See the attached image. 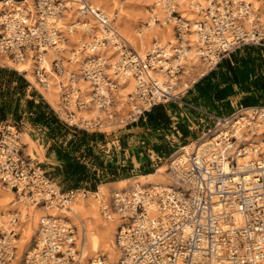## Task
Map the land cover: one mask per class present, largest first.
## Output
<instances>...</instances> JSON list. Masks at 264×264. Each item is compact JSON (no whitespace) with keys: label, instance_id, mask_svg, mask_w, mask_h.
Returning a JSON list of instances; mask_svg holds the SVG:
<instances>
[{"label":"built area","instance_id":"2783aa9c","mask_svg":"<svg viewBox=\"0 0 264 264\" xmlns=\"http://www.w3.org/2000/svg\"><path fill=\"white\" fill-rule=\"evenodd\" d=\"M1 1L0 54L14 62L31 61L35 81L44 88L52 74L67 80V85L58 83L64 113L56 114H64L69 127L103 135L102 152L119 166L114 173L99 172L98 179L120 174L125 167L121 157L126 160L133 152L138 168L166 163L172 180L171 185H136L101 197V216L121 221L116 261L101 251L81 259L85 227L80 232L70 217L48 215L38 222L21 264H264V104L247 94L249 105L242 100L226 113V98L219 97L224 88L219 87V66L245 48L264 49V22L252 3L203 0L198 19L189 20L176 1L157 0L165 23L174 22L177 44L168 49L154 43L141 57L121 40L115 17L108 19L90 0H32L31 10L26 0ZM71 9L100 26L80 20L64 25L62 17ZM193 29L194 48L187 41ZM77 32L83 36L78 49L65 48ZM111 44L124 50L114 63L102 54ZM49 51L50 72L42 66ZM80 51L88 53L83 66L68 70L64 62L71 63ZM79 79L94 86L93 102L104 118L77 121L75 109L87 105L75 87ZM128 79L133 89L127 107L119 111L114 93ZM245 85L243 80L238 84L240 89ZM19 135L11 121L0 123V185L17 199L63 211L70 209L76 192L97 194L98 185L94 191H63L25 154ZM186 146L191 153L181 151ZM19 223L18 211L0 216V264L18 259Z\"/></svg>","mask_w":264,"mask_h":264},{"label":"bare ground","instance_id":"6f19581e","mask_svg":"<svg viewBox=\"0 0 264 264\" xmlns=\"http://www.w3.org/2000/svg\"><path fill=\"white\" fill-rule=\"evenodd\" d=\"M15 5L17 0H11ZM179 4L178 10L182 13L183 18H188L189 20L198 19L196 15L197 12L200 11V5H204L203 0H174V2ZM252 3V10L259 15V19H264V2L258 0H247ZM28 8L31 10L32 0H26ZM94 4H98L102 9H105L106 17L110 19L112 16L111 12L117 10L119 4H117L116 0H93ZM24 3V2H23ZM91 6L95 9L103 11L98 5H93L90 1ZM145 6L143 8L142 17L143 20L147 18V26H137L139 25V21L136 23H128L126 20L120 16L115 20V27L118 31L121 40L126 43L128 47H131L135 50L141 57H144L147 53H149L153 47L154 43H157L161 46H165L168 49L175 48L177 44L176 40H172L170 38L171 33L173 32V27L170 23H165V17L163 19H159L160 16L165 15V11L157 3V0H146ZM74 7H76L74 5ZM145 7H151L152 12H149ZM0 11H3V4L0 0ZM120 13L123 14L122 7L119 8ZM104 12V11H103ZM109 15V16H108ZM121 15V14H120ZM150 15V17H149ZM111 16V17H110ZM148 16V17H147ZM114 18V17H112ZM87 23L86 25L89 27H98V25L91 17L80 18L79 14L75 9H71L64 13L61 22L64 25H69L73 22ZM155 21H160L161 23H157ZM173 21V20H172ZM264 21V20H263ZM263 23V22H262ZM174 24V23H173ZM120 31V32H119ZM195 30H192V35L188 38L190 42L189 47L195 46L196 35ZM121 33V34H120ZM83 36L81 34L74 33L69 36V40L66 43L65 48L71 49L73 47L77 48ZM166 40V41H165ZM169 40V41H168ZM166 42L164 45L162 42ZM120 43V42H119ZM122 43V42H121ZM78 49V48H77ZM78 51V50H77ZM123 49L119 45L111 44L109 47L102 50V54L110 57L112 63L116 62L120 59ZM69 51H67V54ZM50 55L51 51L48 52L47 57L45 59V63H42L47 71L50 72ZM88 57L87 52H78V55L73 57L71 63L64 62L66 68L70 71H79L81 66H83L85 59ZM188 57L191 60L194 58V50H190L188 52ZM0 62L2 64H6L7 66L13 67L18 70L19 73H24L26 79L31 85H35L36 90L43 96V98L53 107L54 110H60L61 103V93L60 87L58 83L63 81L64 85H67V80L62 79L61 77H56L54 74L50 78L47 79L48 84L44 88L41 85L36 83L35 76L32 74L33 66L32 62L26 60L24 62H14L10 58L6 57L3 54H0ZM78 65L77 69H71L70 65ZM195 64V63H194ZM197 68H199V64ZM195 70V69H194ZM193 70V71H194ZM54 76V77H53ZM60 79V81H56ZM78 84L75 87H79L81 89V96L87 102V105L83 108L76 110V118L77 121H92L93 119H98L99 117L104 118V112L100 110L95 103L93 102L92 93L95 91L94 86L90 85L87 82L79 79ZM133 80L128 79L126 82L119 86L118 90L114 93V98L117 103V109L119 111L125 109L127 107V101L129 99V95L133 89ZM59 88V90H58ZM62 113H64V110ZM61 118L65 119L64 114L59 115ZM19 138L22 144L27 145V155L32 158L35 154L39 155L41 159L44 158L42 150L39 146L31 139L29 135H24L21 133ZM182 152L186 151L187 153H191L190 146H186L181 150ZM168 167L166 163L160 165L156 171L148 173V174H140L134 177L108 182L101 183L98 185V192L95 194L91 192L86 196H83L80 192H76L72 203L70 205V209L61 211L55 205H52L48 208H42L39 206H35L30 202L19 200L16 198V195L10 189L4 188L0 185V216L8 215L12 211L20 212V223L16 229L17 233L20 235L17 244L19 247L18 259L13 262V264H21L22 255L25 251L28 250L31 245L38 228V222L41 218L45 216H54V217H63L68 216L72 219V221L78 225L80 228V232H82L81 228L85 227V231L83 230L82 234L85 237L83 244L81 245V259L93 257L97 252L101 251L107 254L112 260L116 261L118 258V250L115 246V234L117 231V227L121 222L117 216L116 219L113 220H105L101 214L99 213V201L101 197L108 198L111 195L113 190L116 189H128L132 186L136 185H171L172 180L171 176L167 172ZM102 217V218H101Z\"/></svg>","mask_w":264,"mask_h":264},{"label":"rangeland","instance_id":"374dc122","mask_svg":"<svg viewBox=\"0 0 264 264\" xmlns=\"http://www.w3.org/2000/svg\"><path fill=\"white\" fill-rule=\"evenodd\" d=\"M90 1L95 5L93 0ZM116 1L119 4L117 10L110 13L112 17H115L116 22L122 16L130 24L141 20L137 28L147 26V18L143 20L142 17L146 0ZM120 7L124 11L123 14L118 11ZM145 8L154 13L151 7ZM102 10L105 12V9ZM164 16H160L159 19H163ZM263 20L262 18L260 21L264 22ZM173 23V21L170 22L172 27ZM170 38L175 40L174 31ZM70 67L77 69L78 65L71 64ZM200 68L201 66L195 69ZM219 68V87H224L219 90V97L226 98L223 103L224 112L230 113L238 108L242 100L249 105V101L244 96L247 94H252L256 98L255 103L264 104V49L245 48L231 55V58L224 61ZM242 80L246 81L247 86L240 89L238 84ZM4 121H11L20 134L29 135L39 146L44 156L43 159L37 154L33 158L28 156L27 145L24 144L23 151L34 162L40 163L63 191L82 190L83 188L87 190L92 188L94 191L96 185L105 182L98 179L99 172L103 174L108 170L114 173L113 169L119 168L116 166V161L101 150L99 144L103 143V135H90L69 127L18 70L0 62V123ZM115 136H119V133ZM127 138L129 137H125ZM124 147H127L126 144ZM121 158V163L125 165L121 168L122 172L113 175L115 177L109 178L106 182L144 175L157 170L138 168L139 163L133 152L128 159Z\"/></svg>","mask_w":264,"mask_h":264},{"label":"trees","instance_id":"16d2710c","mask_svg":"<svg viewBox=\"0 0 264 264\" xmlns=\"http://www.w3.org/2000/svg\"><path fill=\"white\" fill-rule=\"evenodd\" d=\"M227 64H228V62H227ZM246 104H247V102H245V105H246ZM157 111H159V110H157ZM158 115L162 117V114L159 113ZM151 118H153V116H151ZM95 135H98V134H95ZM113 177H115V176H113ZM107 180H108V179L103 180V182L105 181L104 183H108V182H114V181H116V180H112V181H108V182H106ZM100 184H101V182H100ZM96 186H97V185H96ZM91 190H92V188H91Z\"/></svg>","mask_w":264,"mask_h":264},{"label":"crops","instance_id":"0c3cea01","mask_svg":"<svg viewBox=\"0 0 264 264\" xmlns=\"http://www.w3.org/2000/svg\"><path fill=\"white\" fill-rule=\"evenodd\" d=\"M31 83V82H30ZM32 84V83H31ZM35 86V85H34ZM47 102V101H46ZM49 104V103H48ZM51 106V105H50ZM53 108V107H52Z\"/></svg>","mask_w":264,"mask_h":264}]
</instances>
